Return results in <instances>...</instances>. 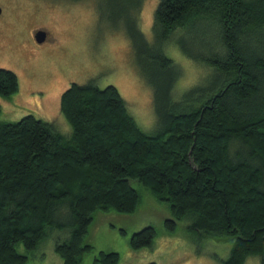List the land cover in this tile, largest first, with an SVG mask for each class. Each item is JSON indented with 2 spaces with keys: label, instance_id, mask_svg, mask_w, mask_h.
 <instances>
[{
  "label": "trees",
  "instance_id": "1",
  "mask_svg": "<svg viewBox=\"0 0 264 264\" xmlns=\"http://www.w3.org/2000/svg\"><path fill=\"white\" fill-rule=\"evenodd\" d=\"M141 4L98 0L96 6L125 25L151 86L153 131L138 126L113 84L91 80L71 82L60 94L69 135L31 113L0 120V264H27L17 246L33 250L51 229L68 232L54 244L63 264H80L93 247L85 236L95 213L138 206L130 180L167 203L169 233L188 217V231L232 237L216 264H243L249 254L264 264V0H158L150 41L138 26ZM202 13L215 18L212 30L185 27ZM177 27L183 33L176 45L214 72L175 99L181 69L163 46ZM186 30L192 42L182 37ZM17 90L16 73L0 67V95ZM155 234L144 225L130 234L129 246H150ZM118 259L117 251L98 250L93 261Z\"/></svg>",
  "mask_w": 264,
  "mask_h": 264
},
{
  "label": "rangeland",
  "instance_id": "2",
  "mask_svg": "<svg viewBox=\"0 0 264 264\" xmlns=\"http://www.w3.org/2000/svg\"><path fill=\"white\" fill-rule=\"evenodd\" d=\"M97 1L0 0V67L12 70L18 78L16 92L9 97L0 95V120L13 121L31 113L69 135L71 126L60 111V94L71 82L91 80L99 87L113 84L138 126L146 132L153 131L151 86L139 72L125 25L100 14ZM157 1L142 0L139 11L138 26L149 41ZM211 16L202 13L191 17L185 27L206 24L212 30L215 18ZM37 29L46 32L44 43L35 42ZM182 31L181 27L175 28L163 46L164 53L181 69L172 88L175 99L190 86L206 82L214 72L176 45L173 39ZM190 33L186 30L182 37L192 42L187 36ZM130 184L139 193L138 206L130 213L97 211L85 236L93 247L80 264H94L98 250L117 251V264H144L150 260L156 264H216L228 255L232 237L188 231V217L177 220L175 230L169 233L164 226V218L172 216L167 203L153 196L139 181L130 180ZM147 224L156 230L153 242L132 249L128 243L130 234ZM67 236L66 230L51 229L35 249L26 250L21 244L17 249L27 254V264H63L54 244ZM243 264L262 263L259 255L249 254Z\"/></svg>",
  "mask_w": 264,
  "mask_h": 264
},
{
  "label": "water",
  "instance_id": "3",
  "mask_svg": "<svg viewBox=\"0 0 264 264\" xmlns=\"http://www.w3.org/2000/svg\"><path fill=\"white\" fill-rule=\"evenodd\" d=\"M0 10H1V8H0ZM45 36H46V32L43 29H37L34 32V39L37 42L42 41L45 38Z\"/></svg>",
  "mask_w": 264,
  "mask_h": 264
},
{
  "label": "flooded vegetation",
  "instance_id": "4",
  "mask_svg": "<svg viewBox=\"0 0 264 264\" xmlns=\"http://www.w3.org/2000/svg\"><path fill=\"white\" fill-rule=\"evenodd\" d=\"M45 39V38H44ZM42 40V41H40V42H37V41H35L36 43H38V44H41V43H44L45 42V40ZM35 40V39H34Z\"/></svg>",
  "mask_w": 264,
  "mask_h": 264
}]
</instances>
